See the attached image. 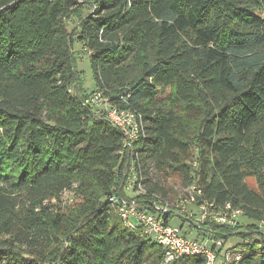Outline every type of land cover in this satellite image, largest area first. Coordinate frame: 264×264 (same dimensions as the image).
<instances>
[{
  "label": "trees",
  "instance_id": "16d2710c",
  "mask_svg": "<svg viewBox=\"0 0 264 264\" xmlns=\"http://www.w3.org/2000/svg\"><path fill=\"white\" fill-rule=\"evenodd\" d=\"M75 41L90 93L142 113L134 154L87 104ZM150 165L242 208L254 223L237 234L190 221L224 246L248 240L237 264H264V0H0V264H163L109 200L132 167L146 192L121 195L165 198Z\"/></svg>",
  "mask_w": 264,
  "mask_h": 264
},
{
  "label": "built area",
  "instance_id": "2783aa9c",
  "mask_svg": "<svg viewBox=\"0 0 264 264\" xmlns=\"http://www.w3.org/2000/svg\"><path fill=\"white\" fill-rule=\"evenodd\" d=\"M86 102L96 113L103 115L114 126L120 128L124 149L129 154H134V143L141 135H145L142 113L132 109H122L112 104L100 90L90 93ZM133 169L132 167L127 171L119 186L118 195L111 196L109 200L126 228L140 231L141 235L161 245L164 253L163 264L193 256H202L204 264H237L240 261L247 250L245 244L249 243L248 240H245L240 248L237 246L225 248L223 240L189 237L182 226L176 225L173 221L175 218L189 222L193 219L199 223L210 220L216 224L228 226L234 234H237L239 233V217L244 214L242 208L235 207L231 203L218 206L215 202L203 199V189L196 184L186 187V195L178 199L173 206L159 194L152 195L149 206H140L135 200L130 201L120 194L121 190L126 192V188L130 185H133L136 195L146 192L143 184L136 182L137 176ZM190 204L197 207L195 214L190 213L188 208Z\"/></svg>",
  "mask_w": 264,
  "mask_h": 264
},
{
  "label": "rangeland",
  "instance_id": "374dc122",
  "mask_svg": "<svg viewBox=\"0 0 264 264\" xmlns=\"http://www.w3.org/2000/svg\"><path fill=\"white\" fill-rule=\"evenodd\" d=\"M86 10H88L86 8ZM72 23L70 24V27H72ZM75 51H78L79 59H78V66L79 71L81 75V79L83 81L84 87L87 89L88 93L92 92L95 89V83L93 79V74L90 67V61L87 53L82 52V44L79 41H75ZM100 109V108H99ZM149 177L151 180L149 181V184H158L161 186H164L168 192V194L165 196V201L168 202L173 206V204L176 203L178 199L181 197H184L186 195V187L183 185L182 179L177 174H172L170 176L164 177L161 173L157 171L154 165H150L149 170ZM248 184L251 188L258 190L257 183L254 178H249L247 180ZM133 185H130L128 188H126L127 195L133 197L136 195L135 191L133 190ZM65 200L72 201L74 198L73 193L66 192L63 196ZM189 211L192 214H195V210L197 211V207L194 205H188ZM198 216V215H195ZM195 218V217H194ZM173 223L176 225H180L183 228V231L192 238L197 239H205L209 237L207 233L200 232L194 226H192V223L189 221H184L183 219L175 218ZM254 221L250 218H248L245 214L239 217L238 224L241 226H246L248 224H252ZM259 226V230L262 231V234L264 235V221L255 222ZM262 235H254L253 240H262ZM242 243V240L234 236L229 239V241L226 243L225 248H231L234 246H237L238 248L242 247V245H238Z\"/></svg>",
  "mask_w": 264,
  "mask_h": 264
}]
</instances>
